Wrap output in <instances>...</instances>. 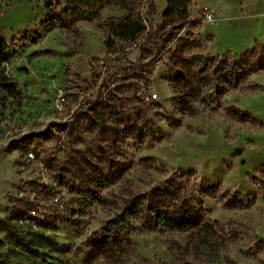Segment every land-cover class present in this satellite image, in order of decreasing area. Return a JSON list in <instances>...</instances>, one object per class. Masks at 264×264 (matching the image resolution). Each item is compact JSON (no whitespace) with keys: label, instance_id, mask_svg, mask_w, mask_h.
<instances>
[{"label":"rangeland","instance_id":"rangeland-1","mask_svg":"<svg viewBox=\"0 0 264 264\" xmlns=\"http://www.w3.org/2000/svg\"><path fill=\"white\" fill-rule=\"evenodd\" d=\"M46 1L0 0V38L10 55L2 70L16 89L13 97L0 89V264H213L173 257L168 244L183 237L140 223L129 232L130 255L101 246L124 200L171 182L196 195L205 218L237 235L215 264H263L264 71L231 65L264 45V0H194L191 21L173 31L159 29L166 0H154V15L149 0H128L145 34L109 54L103 23L122 16V8H82L71 24L65 0L48 7ZM204 7L213 22L205 21ZM181 43L191 57L225 62L194 118L175 113L167 82ZM62 97L65 109L57 113ZM109 106L136 115L142 133L125 138L112 122L102 125ZM234 113L252 120L239 122ZM143 157L154 159L157 170L141 167ZM211 185L214 192L202 194ZM91 194L105 199L102 206L63 210ZM230 196L241 205L225 206ZM30 210L33 224L24 220Z\"/></svg>","mask_w":264,"mask_h":264},{"label":"trees","instance_id":"trees-1","mask_svg":"<svg viewBox=\"0 0 264 264\" xmlns=\"http://www.w3.org/2000/svg\"><path fill=\"white\" fill-rule=\"evenodd\" d=\"M194 0H166L164 9L159 15V29L169 31L178 30L191 21L190 9ZM69 10L68 20L75 24L80 20V9L94 12L99 6L120 7L124 14L117 18H111L103 23L105 31L104 46L106 53L115 52L117 44L129 48L139 42L146 31L143 17L134 9L128 0H65ZM154 0L148 1V9L155 14ZM189 45L181 43L176 49V55L171 63L173 73L167 82L173 93V108L175 113L190 118L199 115L197 103L206 88L211 87L217 81V74H225V62L214 57H191L188 55ZM10 58L8 44L0 38V89L8 96H15L14 84L2 70L3 64ZM232 70L252 68L256 71H264V45L253 48L242 56H236L231 65ZM100 103V102H98ZM110 113L105 114L101 124L112 122L114 126L123 130L125 138L134 133L141 134L136 115L130 114L128 109L109 106ZM233 117L239 122L252 120L248 115L234 113ZM49 131H43L37 136ZM149 133L143 134L146 137ZM140 166L147 170H157L154 159L143 157ZM264 170V167H263ZM216 185L202 189V194L208 195L214 192ZM264 189V186H263ZM200 192V191H199ZM75 198V199H74ZM69 204L63 206L67 212L72 205H77L85 210L94 204L102 206L104 198L91 194L87 197H74ZM237 197L230 196L225 206L233 208L240 206ZM120 212L108 221L104 230L105 235L101 240V246L115 255L128 256L134 249V244L129 238V232L135 223L143 224L145 228L165 235H179L183 237L181 244L171 242L169 251L175 258L183 259L191 257L207 263L220 261L223 249L229 243H235L238 239L233 232L226 233L224 228L216 221L204 217L202 209L197 205L196 195H187L183 184L171 182L164 190L153 189L147 197H131L123 201L118 209ZM73 216V215H72ZM27 215H24V219ZM70 227L74 223L65 221ZM176 245V247L172 246ZM264 264V263H263Z\"/></svg>","mask_w":264,"mask_h":264},{"label":"built area","instance_id":"built-area-1","mask_svg":"<svg viewBox=\"0 0 264 264\" xmlns=\"http://www.w3.org/2000/svg\"><path fill=\"white\" fill-rule=\"evenodd\" d=\"M203 10H204V17H205L204 19H205V21H207V22H213V17H212L211 11L208 8H206V7H204ZM150 96L153 99L156 98V95H150ZM64 102L65 101H64V98L63 97L62 98H59L58 100L55 101V103H54V109H55V111L57 113H61L65 109L64 108ZM72 120L73 119H69V121H72ZM57 121H58V123L62 122L60 120H57ZM58 125H60V124H58ZM62 125L63 124H61L60 126H62ZM59 151L60 152H63V146L62 145L60 146ZM27 157L32 160L34 158V155H33L32 152L29 151L27 153ZM55 200H57V199H55ZM24 220H26L27 223H29V224H33V222L36 221V213H35V211L34 210L28 211V216Z\"/></svg>","mask_w":264,"mask_h":264},{"label":"water","instance_id":"water-1","mask_svg":"<svg viewBox=\"0 0 264 264\" xmlns=\"http://www.w3.org/2000/svg\"><path fill=\"white\" fill-rule=\"evenodd\" d=\"M52 4V1L51 0H47L46 2H45V6H50Z\"/></svg>","mask_w":264,"mask_h":264}]
</instances>
